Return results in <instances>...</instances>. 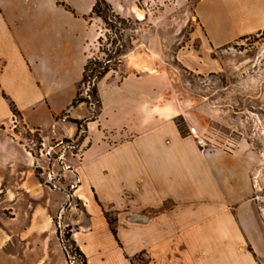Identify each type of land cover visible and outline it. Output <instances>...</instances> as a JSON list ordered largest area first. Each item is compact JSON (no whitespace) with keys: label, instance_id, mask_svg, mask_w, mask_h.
<instances>
[{"label":"crops","instance_id":"0c3cea01","mask_svg":"<svg viewBox=\"0 0 264 264\" xmlns=\"http://www.w3.org/2000/svg\"><path fill=\"white\" fill-rule=\"evenodd\" d=\"M66 1L73 11L57 0H0V194L18 206L31 191L26 178L33 158L14 136L16 114L25 128L41 130L32 116L51 113L53 129H62L57 143L77 133L57 116L72 105L98 39L88 20L96 0ZM194 12L204 34L198 60L178 54L194 71H202L214 50L264 30V0H198ZM161 74L158 67L99 82L100 111L85 118L86 146L74 163L75 194L85 202L74 219L76 245L87 264H135L141 253L147 264H264L260 156L200 146L192 112L167 96ZM42 139L49 143L43 132ZM27 213L22 234L31 249L32 236L47 235L52 222L32 233L34 212ZM9 237L0 225L2 254L10 253Z\"/></svg>","mask_w":264,"mask_h":264},{"label":"rangeland","instance_id":"374dc122","mask_svg":"<svg viewBox=\"0 0 264 264\" xmlns=\"http://www.w3.org/2000/svg\"><path fill=\"white\" fill-rule=\"evenodd\" d=\"M59 1L74 10L66 0ZM197 1L106 0L100 4V16L93 14L88 18L94 22L96 38H103L102 42L94 41L89 55L100 60L112 56L109 65L113 69L104 78L103 85L120 82L129 74L161 68L160 81L165 84L167 96L184 101L187 112H192L188 118L198 130L200 146L250 150L260 156L256 180L263 184L259 191L264 194V30L214 50L212 59L202 61L205 63L202 71L191 70L178 54L198 60L195 51L200 49L204 34L194 12ZM114 14L127 21L114 20ZM118 50L123 54L120 60L116 57ZM92 87L93 80L79 83V97L86 98L87 102L71 105L57 116L58 121L77 128L76 135L63 137L59 143L54 137L62 129H53L51 113L43 109L32 116L42 131L25 128L16 114L18 128L14 136L33 158L31 174L26 178L31 191L22 195L19 206L4 201L0 194V225L11 235L6 245L10 253L0 251V264H84L72 237L74 219L85 209L84 199L75 194L80 180L74 163L86 146L83 145L87 135L85 118H96L101 107ZM105 95L109 97L108 90ZM176 120L182 133H188L183 117ZM42 132L48 139L47 145ZM89 134L92 136L93 131ZM6 181L12 183L13 178ZM29 211L35 217L32 233L40 224L52 222L47 235L29 234L33 237L31 249L24 245L22 234L29 225ZM147 258L141 253L134 263L147 264Z\"/></svg>","mask_w":264,"mask_h":264},{"label":"trees","instance_id":"16d2710c","mask_svg":"<svg viewBox=\"0 0 264 264\" xmlns=\"http://www.w3.org/2000/svg\"><path fill=\"white\" fill-rule=\"evenodd\" d=\"M58 3L62 4L66 9L72 11V8L69 5L65 4L64 2H60L58 0ZM101 3H106V0H96L95 4L93 6V10H92L91 14L89 15V17H93V14L99 15V7H100ZM113 16H114V20H116L120 23L127 21L125 18L120 17V15H118V14H114ZM109 39L110 38L108 37V40ZM102 40H103L102 36L98 37L99 42H102ZM122 55L123 54L120 50H118L116 52V57L118 58V60H120V57ZM111 57L112 56H108L106 59L100 60L96 57L89 56L87 61H86L85 66H84L83 77H82V80L80 83L86 84L88 82V80H93V87H92L93 94L98 99V101H100L99 91H98V83L100 82L101 79H103L113 69V67L111 65H109V63L112 62ZM90 72H91V74H90ZM79 96H80V93L77 92V95L72 102L73 106L76 105L77 103H80V102H87L86 98L85 99L80 98ZM13 110H14V112L16 111L14 108H13ZM106 217L111 224L114 223L115 219L111 218L109 216V213H106ZM114 231H115V229H114ZM66 251H67V253L69 252L68 250H66ZM79 251L77 253L83 257V259H84L83 263L87 264L85 255L81 252L80 249H79Z\"/></svg>","mask_w":264,"mask_h":264}]
</instances>
